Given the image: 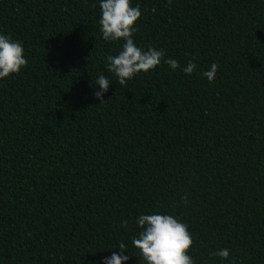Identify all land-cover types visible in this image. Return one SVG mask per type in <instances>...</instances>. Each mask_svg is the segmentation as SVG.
<instances>
[{"label": "trees", "instance_id": "trees-1", "mask_svg": "<svg viewBox=\"0 0 264 264\" xmlns=\"http://www.w3.org/2000/svg\"><path fill=\"white\" fill-rule=\"evenodd\" d=\"M137 3L135 43L180 68L162 59L120 85L99 0H0L27 60L0 81V264H101L121 242L135 255V220L153 211L188 225L195 264L222 248L264 264V0Z\"/></svg>", "mask_w": 264, "mask_h": 264}, {"label": "clouds", "instance_id": "clouds-1", "mask_svg": "<svg viewBox=\"0 0 264 264\" xmlns=\"http://www.w3.org/2000/svg\"><path fill=\"white\" fill-rule=\"evenodd\" d=\"M171 0H169V3ZM99 32L105 42L120 43V50L115 55L106 57L105 68L115 76L120 85L132 80L135 76L154 71L164 57L162 49L149 46L139 47L133 33L142 12L139 3L133 5L132 0H99ZM170 69L180 68L174 58L163 59ZM27 65L23 44L10 35L0 32V81L18 74ZM218 64L213 62L202 72L210 83L214 81ZM197 68L193 60H189L180 70L191 75ZM109 78L100 74L94 80L93 97L100 105L106 103L105 95L110 85ZM186 202V197H182ZM127 226V221H121ZM138 232L131 238L135 255L126 251L127 245L121 242L110 256H105L101 264H127L130 256L139 259L140 264H195L189 250L193 244L188 225L178 217L167 212L153 211L151 214L141 213L135 220ZM127 253V254H125ZM219 258V264H234L229 259V250L222 248L210 253Z\"/></svg>", "mask_w": 264, "mask_h": 264}]
</instances>
